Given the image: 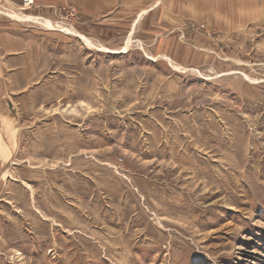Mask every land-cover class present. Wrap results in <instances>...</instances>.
I'll use <instances>...</instances> for the list:
<instances>
[{
	"label": "rangeland",
	"instance_id": "374dc122",
	"mask_svg": "<svg viewBox=\"0 0 264 264\" xmlns=\"http://www.w3.org/2000/svg\"><path fill=\"white\" fill-rule=\"evenodd\" d=\"M0 18V264H264V0Z\"/></svg>",
	"mask_w": 264,
	"mask_h": 264
},
{
	"label": "crops",
	"instance_id": "0c3cea01",
	"mask_svg": "<svg viewBox=\"0 0 264 264\" xmlns=\"http://www.w3.org/2000/svg\"><path fill=\"white\" fill-rule=\"evenodd\" d=\"M34 6L31 8L32 12L35 15H43L47 14L49 9H59L64 5H72L75 6L79 11H82L84 14H87L89 17H96L97 15H113L115 9L118 5L119 0H33ZM122 2V0H120ZM0 3L3 5L10 6L14 10L17 7H21L23 5V0H0ZM34 8V9H33ZM15 13V12H14ZM4 22V24H3ZM8 23V24H6ZM16 23H10L6 20H2L0 18V48L2 49V54L4 56L10 55L12 53L23 52L18 49L11 50V47H15L16 43L22 42L23 39H20L16 36L15 28ZM25 61H33V57L31 55H25L23 57ZM31 71V66L26 67L24 72ZM25 75V76H26Z\"/></svg>",
	"mask_w": 264,
	"mask_h": 264
},
{
	"label": "built area",
	"instance_id": "2783aa9c",
	"mask_svg": "<svg viewBox=\"0 0 264 264\" xmlns=\"http://www.w3.org/2000/svg\"><path fill=\"white\" fill-rule=\"evenodd\" d=\"M24 1V7L27 8H32L34 5V1L33 0H23ZM68 17H71L72 19H74L76 17L75 11L71 10L69 12H67Z\"/></svg>",
	"mask_w": 264,
	"mask_h": 264
}]
</instances>
